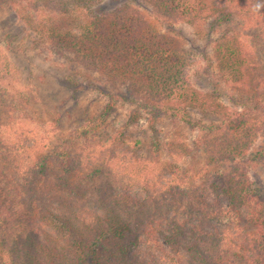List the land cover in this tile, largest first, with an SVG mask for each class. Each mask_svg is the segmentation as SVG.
<instances>
[{
  "label": "trees",
  "instance_id": "16d2710c",
  "mask_svg": "<svg viewBox=\"0 0 264 264\" xmlns=\"http://www.w3.org/2000/svg\"><path fill=\"white\" fill-rule=\"evenodd\" d=\"M6 1L27 25L48 34L53 52L65 53L107 79L127 85L134 96L131 101L141 100L151 120L170 114L192 122L191 109L204 111L205 103L194 102L191 96L195 92L189 73L191 55L177 37L157 31L136 2L26 0L34 3L39 18L35 20L20 0H0ZM140 1L152 6L157 16L192 25L205 21L214 25L232 14L253 21L264 14V0ZM47 9L64 17L63 28L54 23L53 15L46 25ZM245 44L237 34L216 39L217 63L227 83L239 91L253 88L260 93L264 71L257 68L260 64ZM13 68L0 50L1 88L14 83ZM0 101L6 102L1 95ZM10 105L21 107L15 100ZM233 106L225 108L223 122L203 127L210 161L224 169L216 174V182L208 184L211 194L199 197L198 210L190 216L173 210L171 200L166 209L153 212L147 206L132 213L128 205L120 210L110 182L111 192L101 189L107 193L99 206L71 203L65 196L71 189L58 183L47 184L53 196L43 198L37 185L16 178L0 165V244L5 256L13 264H234L239 259L243 264H264V183L254 170L258 158L254 146L264 135V116L256 115L255 106L244 101ZM87 128L81 132L83 137L92 136ZM91 141L81 154L83 170L102 153L111 174L119 155L132 153L116 143L102 144L100 150L97 138ZM3 150L0 147V157ZM71 156L63 153L66 167L71 166ZM94 172L86 175L94 179Z\"/></svg>",
  "mask_w": 264,
  "mask_h": 264
},
{
  "label": "rangeland",
  "instance_id": "374dc122",
  "mask_svg": "<svg viewBox=\"0 0 264 264\" xmlns=\"http://www.w3.org/2000/svg\"><path fill=\"white\" fill-rule=\"evenodd\" d=\"M106 1L114 4L126 0ZM130 1L141 6L157 31L177 37L191 55L190 82L195 89L191 96L194 102L205 103L204 111L202 107L191 109L192 122L170 114L151 120L141 100L136 97L135 103L131 101L134 96H130L127 85L107 79L65 53L53 52L48 34L27 25L9 1L0 2V50L12 61L15 77L13 84L0 87V95L6 100L0 101V147H4L0 165L16 178L37 185L35 189L43 198L53 196L47 184L58 183L71 189L65 193L71 203L99 206L101 196L111 192L107 186L110 182L120 210L124 205H128V213L146 210L144 206L161 210L171 200L173 210L190 216L198 210L199 197L211 194L208 184L216 182V174L224 169L221 163L210 161L203 127L220 124L226 118L225 108L232 110L234 104L243 101L255 106L256 115L264 116V90L239 91L223 80L213 46L221 36L237 34L245 41L248 54L251 51L260 64L257 68L264 71V14L253 21L232 14L214 25L210 21L192 25L157 16L152 6L140 0ZM19 2L28 7L25 11L35 20L39 19L33 2ZM47 10L46 25L53 15L54 23L63 28L64 17ZM12 100L21 107H11ZM86 128H91L92 136H82ZM76 133H80L78 139L73 136ZM96 138L100 150L102 144L116 143L119 149L132 153H121L111 174L102 153L92 167L83 170V148ZM254 149L258 157L254 170L264 183V135ZM64 152L72 154L70 167L62 163ZM92 169L94 179L86 175ZM3 248L0 244V264H13ZM234 264L243 261L234 260Z\"/></svg>",
  "mask_w": 264,
  "mask_h": 264
}]
</instances>
